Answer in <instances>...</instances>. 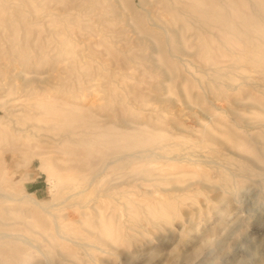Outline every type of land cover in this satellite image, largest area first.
Here are the masks:
<instances>
[{
    "label": "rangeland",
    "instance_id": "374dc122",
    "mask_svg": "<svg viewBox=\"0 0 264 264\" xmlns=\"http://www.w3.org/2000/svg\"><path fill=\"white\" fill-rule=\"evenodd\" d=\"M0 264H264V0H0Z\"/></svg>",
    "mask_w": 264,
    "mask_h": 264
},
{
    "label": "bare ground",
    "instance_id": "6f19581e",
    "mask_svg": "<svg viewBox=\"0 0 264 264\" xmlns=\"http://www.w3.org/2000/svg\"><path fill=\"white\" fill-rule=\"evenodd\" d=\"M179 3H184L185 0H177Z\"/></svg>",
    "mask_w": 264,
    "mask_h": 264
}]
</instances>
